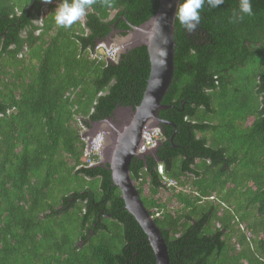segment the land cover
I'll return each instance as SVG.
<instances>
[{
    "label": "trees",
    "instance_id": "obj_1",
    "mask_svg": "<svg viewBox=\"0 0 264 264\" xmlns=\"http://www.w3.org/2000/svg\"><path fill=\"white\" fill-rule=\"evenodd\" d=\"M251 2L253 15L237 20L239 0L205 4L191 32L175 20L160 117L177 132L171 140L175 128L162 125L156 153L130 166L170 264H264V0ZM60 3L0 0V264H156L109 166L83 167L81 133L141 103L147 47L115 62L93 53L113 30L148 21L159 0H96L70 28L55 23Z\"/></svg>",
    "mask_w": 264,
    "mask_h": 264
},
{
    "label": "water",
    "instance_id": "obj_2",
    "mask_svg": "<svg viewBox=\"0 0 264 264\" xmlns=\"http://www.w3.org/2000/svg\"><path fill=\"white\" fill-rule=\"evenodd\" d=\"M180 0H159V8L145 23L134 26L124 36L122 45L124 52L140 46H146L150 59V74L147 87L141 103L134 108L121 107L109 118L92 123L93 129L89 136L93 138L103 125L106 126V136L103 147L102 163L109 166L112 172L113 185L121 191L125 208L140 225L147 235L154 252L156 264H170L167 242L141 199L135 181L131 177L130 166L134 158L146 161V157L154 155L157 148L146 153H139L142 144L143 129L147 125L177 126L160 117V111L168 109L162 101L167 94L175 74V20ZM114 29V27H113ZM117 31H112L109 39ZM106 41V40H105ZM110 42V41H109ZM106 41V46L110 43ZM120 110L126 111L121 116ZM97 165V166H100Z\"/></svg>",
    "mask_w": 264,
    "mask_h": 264
},
{
    "label": "clouds",
    "instance_id": "obj_3",
    "mask_svg": "<svg viewBox=\"0 0 264 264\" xmlns=\"http://www.w3.org/2000/svg\"><path fill=\"white\" fill-rule=\"evenodd\" d=\"M45 2L50 3L51 0H45ZM95 2L96 0H61V3L55 9V13H54L55 23L58 26H62L64 28H70L74 23H76L78 20H80L82 17L85 16L88 9L91 8V6ZM223 3H224V0H180L178 7H177V11H176V19L179 21L180 25L185 30H187L188 32L194 31L196 27L198 26V24L200 23L201 9L204 7L205 4H207V6L210 8H217ZM109 7H111V5H109ZM245 14L249 16L253 15V8H252L251 0H239V13L234 12L233 19L234 20L243 19V15ZM102 45L104 44H101L99 42L96 45L95 52L93 53L94 58L97 52H102L104 50L102 48ZM120 46H122L120 54L118 58L114 60L113 62L117 61L120 55L124 52L123 45H120ZM100 49H102V51H100ZM109 61H112V60H109ZM146 128L160 130L161 140L155 147L158 149V147L165 141L162 126L154 127L151 125H147L144 127L143 131ZM92 129H93V126L89 128L84 127L81 133L82 135L81 137L85 141V144H86L84 158H83V160L85 161V164H83V167H87V168L95 167L102 163L103 147H104L105 136H106V130L99 129L97 135L93 138H90L89 134ZM142 142H143V133H142ZM155 148L149 151H152ZM139 153L141 152L139 151ZM143 153H146V152H143ZM92 158H94V161H92ZM160 166H162V170H163L162 173L159 172ZM157 170L159 174L163 176L164 182H168L170 185H173V183H175L174 180H171L165 176V168L163 164H159L157 166ZM205 200H216V196L211 195L207 197ZM155 211L156 210H152L153 213ZM156 216H159V214H157ZM152 217L154 218L153 215Z\"/></svg>",
    "mask_w": 264,
    "mask_h": 264
},
{
    "label": "built area",
    "instance_id": "obj_4",
    "mask_svg": "<svg viewBox=\"0 0 264 264\" xmlns=\"http://www.w3.org/2000/svg\"><path fill=\"white\" fill-rule=\"evenodd\" d=\"M102 48L104 49L102 52H97L95 54V57H98L99 59H106V60H116L120 54V51L122 49V46L120 45H112L109 48L102 45ZM161 140V134L159 129H151L146 128L143 131V142L139 149L141 153L147 152L157 146L159 141ZM159 172L162 173V166L159 167Z\"/></svg>",
    "mask_w": 264,
    "mask_h": 264
},
{
    "label": "rangeland",
    "instance_id": "obj_5",
    "mask_svg": "<svg viewBox=\"0 0 264 264\" xmlns=\"http://www.w3.org/2000/svg\"><path fill=\"white\" fill-rule=\"evenodd\" d=\"M49 5L48 4H44V6H43V10H42V12H49V7H48ZM42 14V13H41ZM82 19V21H84L85 20V17H82L81 18ZM35 23H37L38 25H40L41 23H42V16H40V18H39V20L38 21H36ZM22 35L24 36L25 35V33L23 32L22 33ZM126 36V35H125ZM123 38H124V36L123 35H121V33H118V32H116L115 34H113V36H111L109 39H106V41H110L109 43H110V46L111 45H122V41H123ZM106 41H103V42H99V43H101V44H104V45H106ZM26 50H24L23 52H25ZM100 51H102V49H100ZM101 129H104V130H106V126L105 125H103L102 127H101ZM188 181V187L186 186H184V187H182V186H180V185H178L176 188L177 189H175V190H181V189H183V190H188V188H189V186L191 185V181L190 180H187ZM173 185H176V183H173ZM188 192H190V191H188ZM170 195H171V192H164L163 191V194H162V192L161 193H159V196H161V197H163V198H165V199H168V201L165 203L167 206H169V207H176V206H178V205H176V202L174 201V200H172V201H169L170 200ZM231 237H233V238H235V236H231ZM233 238H232V240H233ZM231 239V238H230ZM232 242V241H231ZM233 243V242H232Z\"/></svg>",
    "mask_w": 264,
    "mask_h": 264
},
{
    "label": "flooded vegetation",
    "instance_id": "obj_6",
    "mask_svg": "<svg viewBox=\"0 0 264 264\" xmlns=\"http://www.w3.org/2000/svg\"><path fill=\"white\" fill-rule=\"evenodd\" d=\"M120 32V31H119ZM118 32V33H119ZM121 33V32H120ZM120 111H122L120 114H121V116H125L126 115V111H124V110H120Z\"/></svg>",
    "mask_w": 264,
    "mask_h": 264
},
{
    "label": "bare ground",
    "instance_id": "obj_7",
    "mask_svg": "<svg viewBox=\"0 0 264 264\" xmlns=\"http://www.w3.org/2000/svg\"><path fill=\"white\" fill-rule=\"evenodd\" d=\"M142 160V159H141Z\"/></svg>",
    "mask_w": 264,
    "mask_h": 264
}]
</instances>
